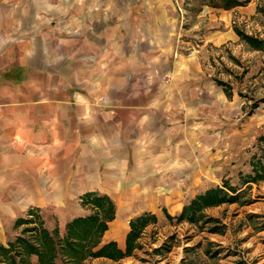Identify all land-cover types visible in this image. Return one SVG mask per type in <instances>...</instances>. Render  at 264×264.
Returning a JSON list of instances; mask_svg holds the SVG:
<instances>
[{
    "label": "crops",
    "instance_id": "0c3cea01",
    "mask_svg": "<svg viewBox=\"0 0 264 264\" xmlns=\"http://www.w3.org/2000/svg\"><path fill=\"white\" fill-rule=\"evenodd\" d=\"M176 11V0H0L8 210L60 212L107 195L115 217L95 250L125 252L132 220L183 209L209 156L183 121L193 106L174 76Z\"/></svg>",
    "mask_w": 264,
    "mask_h": 264
},
{
    "label": "rangeland",
    "instance_id": "374dc122",
    "mask_svg": "<svg viewBox=\"0 0 264 264\" xmlns=\"http://www.w3.org/2000/svg\"><path fill=\"white\" fill-rule=\"evenodd\" d=\"M182 1L176 0L174 76L177 87L192 94L193 111L183 121L194 139L208 146L209 156V175L187 185L183 209L215 187L237 199L203 207L194 221L180 219L183 209H162L160 217L146 213L156 219L149 216L129 254L88 256L82 264H264V173L253 177L254 162L264 163V0ZM82 198L65 211L36 210L33 217L64 236L72 219L97 212ZM10 199L0 197V245L6 247L23 235L26 224L16 220L30 217L27 210H8ZM17 251L22 247L10 254L0 248V264L38 260ZM62 254L56 264L66 263Z\"/></svg>",
    "mask_w": 264,
    "mask_h": 264
},
{
    "label": "trees",
    "instance_id": "16d2710c",
    "mask_svg": "<svg viewBox=\"0 0 264 264\" xmlns=\"http://www.w3.org/2000/svg\"><path fill=\"white\" fill-rule=\"evenodd\" d=\"M250 42L260 43L259 40L245 35ZM264 139V136H263ZM261 161L254 162V178L262 176L264 173V163L259 165ZM252 177V176H251ZM252 177V178H253ZM230 189L235 191V187L230 185ZM84 202L91 203L97 210L96 214L79 216L72 219L67 224V232L64 236H59L57 232H52L44 226L43 221L38 224L33 217L36 209H29L30 217H20L16 220V224H26L23 229V235H20L8 247L0 245V248L6 254L12 253L15 247L21 246L23 251L16 253H25L27 257L35 254L38 257L36 262L26 259L31 264H56V259L61 251L66 259L65 264H82L88 256H107L111 258H121L129 254L134 242L140 235L141 230L148 224L150 218L155 220L156 217L151 214H144L131 221V230L128 234L127 249L125 252L118 249L115 243L111 242L103 245L95 250L94 248L100 242V235L107 228V221L115 217V203L107 195H101L96 192H88L82 198ZM236 195H229L220 187L207 189L204 194H199L186 205L180 215V219H188L191 221L197 220V212H201L203 207H208L214 204H219L224 201L236 200ZM57 230V228H55ZM31 233L32 236H26L24 233ZM100 235L95 238V235ZM14 255V254H13ZM15 256H11V261L15 263Z\"/></svg>",
    "mask_w": 264,
    "mask_h": 264
}]
</instances>
